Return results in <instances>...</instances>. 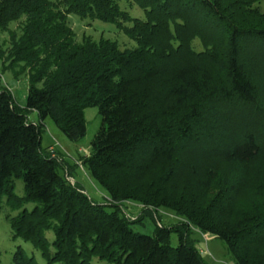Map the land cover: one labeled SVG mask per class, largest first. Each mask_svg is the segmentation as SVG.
<instances>
[{"label": "trees", "instance_id": "obj_1", "mask_svg": "<svg viewBox=\"0 0 264 264\" xmlns=\"http://www.w3.org/2000/svg\"><path fill=\"white\" fill-rule=\"evenodd\" d=\"M121 1L0 0V34H8L0 58L29 85L25 108L0 88V212L4 203L12 210L35 204L6 216L13 237L39 249L45 264H209L186 222L156 226L152 235L135 231L117 203L109 210L61 174L52 146L42 147V125L50 118L78 141L87 133L85 109L98 107L101 126L85 163L114 202L171 208L222 239L237 264H264V253H255L264 248V184L253 207L239 213L227 202L241 183L234 173L221 181L212 169L186 182L182 176L187 148L218 151L240 166L264 154V125L239 123L243 112L234 111L251 107L264 118V70L250 66L255 60L264 69L261 0H134L145 18ZM70 14L114 23L137 46L121 49L104 37L78 41ZM29 111L39 114L38 123ZM227 124L236 135L223 143ZM14 262L39 264L21 246Z\"/></svg>", "mask_w": 264, "mask_h": 264}, {"label": "rangeland", "instance_id": "obj_2", "mask_svg": "<svg viewBox=\"0 0 264 264\" xmlns=\"http://www.w3.org/2000/svg\"><path fill=\"white\" fill-rule=\"evenodd\" d=\"M121 6L123 9L128 10L132 16L137 18H145L144 10L134 2V0H122ZM258 8L264 11V0H261L258 4ZM71 27L77 34V40L81 41L83 36H91L98 40L101 37L111 39L118 42L121 49H132L137 46L135 40L128 37L121 29L117 28L114 23L104 22L101 20H92L89 18H81L77 14H70L68 17ZM12 23L11 26H13ZM8 38L6 33L0 34V44L4 39ZM193 45L200 51L204 50L205 46L199 38L193 40ZM262 64L257 61H252L251 68L254 72H262ZM264 81V77H263ZM1 86L8 87L13 93L15 104L20 108H25L28 97V76L22 74L15 77L13 71L3 66V60L0 58V88ZM262 103L264 106V83L261 88ZM243 112L244 118H238L240 123L243 120L246 124L252 123L254 126L262 123L264 125V118L257 113V111L251 107H239L234 111ZM226 110V109H225ZM85 118L87 123V133L85 137L78 141H72L57 127L55 122L47 118L42 125V147L47 148L52 146L56 158L61 163V174L68 177V179L75 183L79 181L85 188V193L95 202L99 204L108 205V209L113 204H118L121 208V214H124L127 218L132 220V228L135 231L152 235L156 226H175L180 222H186L193 238L197 241L198 248H202L205 253H201L205 262L209 264H237L233 254L228 250L227 244L220 238L210 234L204 233L198 229L194 224H190L185 218L178 215L174 210L164 206H152L145 205L139 201L123 200L121 202H114L108 195L106 189L96 181L90 174L85 161L90 157L92 153V141L96 136L101 126V116L98 107H88L85 109ZM28 119L32 123H38L40 121L38 113L36 111L28 112ZM256 129V128H255ZM222 132L221 138L223 143L232 140L231 136H235V126L232 129L229 124L221 126ZM264 151V145H261ZM218 151L206 150L201 146L196 148H187L184 151L182 157L186 162L182 176L185 180L196 174H201L205 169H212L219 181L226 173H234V177L240 180L236 191H230L227 194V202L231 204L232 209L235 212L246 213L254 205V198L257 196L255 191L264 184V154H259L250 163L246 165L229 164L223 158L222 155L217 153ZM195 168L196 171L193 169ZM195 172H198L194 174ZM72 175V176H69ZM258 187V188H257ZM15 192L18 195H24V187L22 180L16 181ZM34 203H27L19 210H12L5 203L3 209L0 212V262L1 264H15L14 255L19 246H21L27 257H34L39 264H45L41 251L35 248L31 243L25 242L21 238H14L12 233V227L9 221L6 219L7 215L16 216L24 208L32 210ZM148 208V210H145ZM47 237L50 241H53L54 235L52 231L47 232ZM178 234L172 233L171 244L173 246L178 245ZM251 247V246H250ZM248 248V250L256 248ZM256 254L264 253V248H256ZM94 264H108L105 261H94Z\"/></svg>", "mask_w": 264, "mask_h": 264}, {"label": "built area", "instance_id": "obj_3", "mask_svg": "<svg viewBox=\"0 0 264 264\" xmlns=\"http://www.w3.org/2000/svg\"><path fill=\"white\" fill-rule=\"evenodd\" d=\"M201 253H205V251L202 248H199Z\"/></svg>", "mask_w": 264, "mask_h": 264}, {"label": "crops", "instance_id": "obj_4", "mask_svg": "<svg viewBox=\"0 0 264 264\" xmlns=\"http://www.w3.org/2000/svg\"><path fill=\"white\" fill-rule=\"evenodd\" d=\"M37 113V112H36ZM39 115V114H38Z\"/></svg>", "mask_w": 264, "mask_h": 264}]
</instances>
